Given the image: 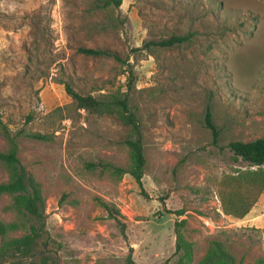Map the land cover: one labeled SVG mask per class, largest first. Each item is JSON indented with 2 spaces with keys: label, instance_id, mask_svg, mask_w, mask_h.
I'll return each instance as SVG.
<instances>
[{
  "label": "rangeland",
  "instance_id": "rangeland-1",
  "mask_svg": "<svg viewBox=\"0 0 264 264\" xmlns=\"http://www.w3.org/2000/svg\"><path fill=\"white\" fill-rule=\"evenodd\" d=\"M117 15L125 22L110 25ZM173 35L192 38L146 46ZM84 46L121 59L85 55ZM61 80L83 94H129L143 132L141 185L88 166L129 167L133 129L86 109L53 113L72 102ZM6 128L22 132L19 156L42 184L59 264H179L182 221L193 245L186 264H200L212 240L244 264L264 259V190L243 218L224 211L219 192L224 177L248 168L226 145L264 136V0H124L120 13L95 0H0V151ZM100 200L122 213L126 236ZM16 218L2 197L0 219Z\"/></svg>",
  "mask_w": 264,
  "mask_h": 264
},
{
  "label": "trees",
  "instance_id": "trees-1",
  "mask_svg": "<svg viewBox=\"0 0 264 264\" xmlns=\"http://www.w3.org/2000/svg\"><path fill=\"white\" fill-rule=\"evenodd\" d=\"M124 0H95V8L113 12L121 10ZM120 15L110 17V25L124 23ZM190 35H173L160 41H151L146 46L159 45L173 47L190 41ZM80 53L88 56H113L120 60V55L110 49L94 47H80ZM134 70H130V82H134ZM64 84L66 92L72 102L58 107L53 113L71 111L75 108L86 109L92 113L115 115L123 124L133 129V136L126 139L129 149L130 165L127 168L111 163L101 165L90 163V167L109 169L113 174L121 177L130 174L140 185L145 173L146 156L143 143V132L136 110L133 108L129 94L119 92L112 94H83L79 92L71 81H58ZM131 86V85H130ZM131 90V87L129 88ZM206 125L212 131L213 142L219 145L221 131L213 121L210 107L206 112ZM4 135L9 147L0 151V162L8 171V179L0 181V199L8 196L11 199V209L16 211V219L4 221L0 219V264H59L58 248L47 229L46 199L42 184L22 164L19 156L18 137L22 132L12 133L8 128ZM30 137L38 140H49L41 133H33ZM235 159L246 163L248 168L237 169L235 174L224 177L220 184V197L224 211L237 218L245 217L258 201L264 190V136L254 140H232L227 145ZM255 167V168H252ZM100 204L109 218L114 219L121 232L126 236V222L119 209L106 201ZM185 221L177 223V251H183L179 264H186L192 260L193 245L186 240L181 227ZM21 232L20 234H15ZM131 264H134L131 257ZM200 264H244L219 240H212ZM255 264H264V259H258Z\"/></svg>",
  "mask_w": 264,
  "mask_h": 264
}]
</instances>
